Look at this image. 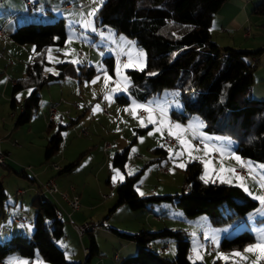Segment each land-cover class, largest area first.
I'll use <instances>...</instances> for the list:
<instances>
[{"label": "rangeland", "instance_id": "obj_1", "mask_svg": "<svg viewBox=\"0 0 264 264\" xmlns=\"http://www.w3.org/2000/svg\"><path fill=\"white\" fill-rule=\"evenodd\" d=\"M36 1L40 4L32 10H27L25 0L0 1V26H3L5 32V37L0 38V42L3 44L7 39L14 45V48L8 51L13 62L19 63L20 69L23 67L25 69L24 65L32 58L33 45L30 43L19 44L9 38L7 25L12 19L18 17L16 27L30 21L49 22L62 17L66 40L62 46L51 45L47 47L46 59L49 64L44 69L45 73H56L55 63L62 61H69L74 64H90L95 73L87 80H79L76 76L67 75L57 82H51L39 89L40 101L30 116L31 121L35 119L31 122L32 129H37L36 125L39 126L43 122L40 117L33 118L34 115L40 116V112L49 105L51 98L57 101L59 96H62L61 98L69 108V114H61L59 122L65 123L69 118L74 119L61 132L59 148L47 161H42L37 149V141L34 140L38 139L39 142L40 135L33 137L31 145H27L28 152L25 154L31 170H36L46 163L50 164L51 161L62 167L78 156L77 164L71 172H61L53 176L58 191H61L62 185L67 183L77 185L86 183L87 191H91V188L99 183L106 186L104 192H113L114 194L116 178H122L124 173L131 174L141 170L137 183L141 180L142 185L140 184L141 188L137 189L138 193L150 190L149 193L153 194H174L179 191L182 184V169L186 162L193 159L198 160L201 163V180L239 184L248 196L258 202L256 212H250L238 222L212 224L204 214L186 215L169 201H160L135 210H131L122 204L115 210L113 216L114 222L118 224L117 229L129 232L138 229L147 230L146 228L149 227L155 229L162 226L170 229H182L187 233L189 240L188 258L191 261L213 264L215 260H229L231 263L237 264H264V253L258 249L250 252L245 251L246 248L256 246L264 239V203L257 199V197H263L260 179L264 180V162L249 160L255 165V169L258 171L257 175L254 173H247L244 176L233 174L231 172L233 167V163L231 164L232 155L237 156L233 149L234 141L220 134L204 130L203 121L196 114H191L183 121L185 127L182 133L177 136L179 139L168 134L171 125L170 117L167 115L169 110L179 111L183 107V102L178 98L175 90H163L160 94L147 98V101L154 102L151 108L154 109V115L157 118L155 123H145V118L137 116V110L145 109V105L137 103L131 95V89L128 87L133 88V86L127 70L143 68L146 52L132 38L122 32H117L111 26L96 25L94 15L104 0H66L71 4V8L57 7L51 12L46 11L44 0H41L42 2ZM56 2H65V0H57ZM89 13L94 14L89 15ZM20 14L25 16L19 17ZM29 14L34 16L27 17ZM39 15L44 17L40 19ZM210 32L213 41L218 38L216 32ZM100 46H103L104 49L100 50ZM104 56H113L112 73L106 69V64L103 61ZM1 61L3 62L2 58ZM4 64V67H7L5 73L8 76L13 77L18 72L20 76L18 66L11 68L7 61ZM117 68H119V72H117ZM0 72L1 78H5V73ZM12 74L14 75L12 76ZM106 76L108 77L107 83H105ZM60 89L62 93H60ZM248 91V88H245L244 92L238 95V98L249 97ZM121 95L128 97L129 101L126 103L118 102L116 96ZM9 96H11L10 85L5 92V97H0V113L4 98H9ZM16 98L20 99L18 94H16ZM26 124L15 127L24 129ZM131 126L140 128L141 131L137 132L135 129H131ZM82 130L85 133H82ZM117 136L124 137L126 139L125 144L129 143L123 171L110 163V155L117 150L113 147L115 145L113 140ZM167 136L173 138V144L163 142V138ZM132 138L134 139L131 141ZM103 142L109 144L107 150L102 149ZM155 146L164 148L163 156L153 154L149 150ZM212 153H216L217 157H213ZM157 165L164 166L165 171L159 172ZM28 173L29 178H32L30 176L31 171ZM108 174L109 182L106 181ZM6 175L9 190L11 191L13 186H18L17 188L23 189V193L14 198L8 197L9 199L5 200L8 205L3 204L0 207L1 240H6L13 233L20 232L19 234H21V231L7 233L8 228L18 229L19 225L10 220L12 204L20 209V213H25L24 220L26 222L23 224L25 227L31 226L29 228H32V220L35 214L34 207L30 205L31 191L27 189V186L31 185L29 178L16 174ZM114 177L115 179H113ZM62 192L66 193V191ZM54 195V202L56 199L62 205L58 195ZM47 198L53 200L52 196ZM170 207L172 211L169 210ZM100 213V210H95L92 216L99 219ZM62 219L63 233L54 242L63 249L64 257L67 260L81 262L80 264H118L120 256L129 252L133 254L136 250V244L133 241L123 239L112 231L99 228L92 230L98 254L91 255L88 260L83 261L81 248L89 245V235H82L78 239L72 227L68 226L64 218ZM73 221L76 224L81 223L74 219ZM227 229L229 231L221 235V232ZM242 229L252 233L253 239L250 243L245 244L241 249L221 250L219 248L218 240L222 236H230ZM121 242L128 244L120 247L119 243ZM165 242H167L168 247L161 250L159 247ZM150 244L162 256L171 258L174 255V240L171 237L155 238ZM235 253L240 255H234ZM114 254L119 255V259H114ZM3 261V264H49L47 261L36 258L27 263L24 257L17 254L14 256L6 255L3 257ZM18 261L21 262L18 263Z\"/></svg>", "mask_w": 264, "mask_h": 264}, {"label": "trees", "instance_id": "obj_2", "mask_svg": "<svg viewBox=\"0 0 264 264\" xmlns=\"http://www.w3.org/2000/svg\"><path fill=\"white\" fill-rule=\"evenodd\" d=\"M225 0H104L97 9L96 25H108L117 32L132 38L146 52L145 65L141 69H129L127 74L131 91L141 100L160 94L163 90H175L183 102L182 110H169L168 116L183 122L191 114L203 121V129L220 134L234 141V151L251 161L264 162V99L238 98L252 81L258 66L254 57L264 53V46L254 49L221 47L211 39L210 21ZM253 11L264 16V0ZM19 44L33 45V54L26 63L23 76L11 85L9 108L15 114L13 126L25 124L39 104V89L57 82L67 75L79 80L90 79L95 70L92 65L74 64L69 61L55 63L56 73H45L48 46H62L66 40L63 18L49 22H26L16 26L9 34ZM106 69L112 73L113 56H104ZM151 73H155L151 75ZM29 88L26 98L17 103L13 94ZM121 103L128 97L116 96ZM20 106V110H18ZM16 109V110H15ZM47 122L49 135L43 147V159L47 160L59 148L61 132L73 122ZM140 132V128H135ZM134 138L131 139V141ZM130 141V142H131ZM129 143L110 155L112 166L123 171ZM163 156L160 146L149 149ZM78 156L58 169L69 172L77 164ZM141 170L123 174L115 184V199L108 210L125 204L135 210L160 201H169L186 215L204 214L212 224L238 222L254 211L258 202L235 184L219 181H203L200 178L201 163L190 160L184 165L182 184L174 194L139 195L136 190ZM17 174L23 171L16 172ZM26 176L25 174H23ZM5 194L0 185V207ZM35 214L29 238L13 233L0 242V259L17 254L29 263L36 255L49 264H80L67 260L62 249L54 242L62 235L63 220L55 214V205L45 195L34 194L30 200ZM123 239L136 244L133 254L120 258L119 264H204L188 258L189 240L182 229L160 228L123 231L109 228ZM171 237L174 255L162 256L148 245L155 238ZM253 235L246 229L218 240L221 250L241 249L250 243ZM98 254L96 244L89 235V245L84 261ZM213 264H237L229 260H215Z\"/></svg>", "mask_w": 264, "mask_h": 264}, {"label": "crops", "instance_id": "obj_3", "mask_svg": "<svg viewBox=\"0 0 264 264\" xmlns=\"http://www.w3.org/2000/svg\"><path fill=\"white\" fill-rule=\"evenodd\" d=\"M56 1L57 0H50V2H48V0H44L43 3H45V7H46L47 12H51L52 9H55L57 7L61 8V6L64 3H68L69 7L68 8H62V9L71 8V4L66 0H65V2H60V3H57ZM260 1L261 0H225L222 3V5L218 8V10L214 13V15L212 16L211 21H210V31L216 32L217 33L216 36L218 37L214 41L218 45H220L221 47H235V48L247 49V50H254V49L263 47L264 46V16L257 14L253 11L255 5L258 4ZM39 4H40V2H39ZM23 16H25V15H21L19 17H23ZM29 16L31 17L34 15H30V14L27 15V17H29ZM38 17L41 19L44 16L39 15ZM17 18L18 17H15L14 19H12L10 21V23H8L7 26L9 29V34L14 29V27L18 21ZM0 28L2 29V34H0V38H4L5 37L4 28H3V26H0ZM9 38H10V36H9ZM0 44H1V42H0ZM0 48H1L0 49V57L3 59V62H2L1 58H0V71L5 73V70L7 67H4L5 66L4 63H6V61H7L9 64L8 66L11 65V68L18 66V70H20V73H21L20 76H19V72L15 75L12 74V76L14 75L13 77L8 76L7 73H5V76H6L5 78H1V76H0V97L1 96L5 97V92L8 88V85H10V87H11V85L14 83V81L17 78L23 76L24 67L20 69L19 63H14L13 60L11 59L12 56H10V54L8 53L9 50H12L14 48V45L11 43V41L6 39V41H4L3 44H1ZM253 59H257L258 66L253 73L252 81L250 82V84L247 87L249 90L248 91L249 97L264 99V53L260 54L257 57H254ZM128 89H130V88L128 87ZM28 91H29V88H23V89L18 90L17 92H15L13 94V97H15V98H16V94H18V96L20 97V99L16 98L17 103L23 102V100L26 98V96L28 94ZM60 93H62L61 89H60ZM130 93L134 97V99L136 100L137 103H139L141 105H145V108L149 109L148 111H145L144 108L138 109L136 112L137 116L145 118L146 119L145 123L146 122L150 123L149 120L152 121L151 123H155L157 118L154 115V109L151 108L152 105H154V102H149V101H147V99L141 100L131 90H130ZM10 97L11 96H9V98H7V97L4 98V100H3L4 103H2V106H1L2 111L0 113V148L9 152L5 163L3 165H0V185H1V188L4 192V194H5V198H4L1 206L3 204H5L6 206L8 205L7 202L5 201V200H7L8 197L14 198V197H17L18 195H20V194L14 195V189L17 188L18 186H13L12 190L11 191L9 190V188L7 186L8 185V182H7L8 177L6 174H16V175L23 176V177H24L23 174H25L26 175L25 177L29 178L28 172L31 171L30 176L32 178H29L31 185L27 186V189L29 191H31L30 200H31L32 196L37 193L38 184L40 182L46 180L47 178H52L53 181L55 182V177H53V176L55 174H57L58 169L61 168L60 166L55 164L57 166V169H53L51 166L54 163L51 161L50 164L46 163L43 166H41L40 168L32 171L31 166L28 164L29 163L27 160L28 158H27V156H25V154L28 152L27 145H31V143H32L31 141H32L33 137H37L40 135L39 136L40 137L39 142H38V139H34V140L37 141L36 145H37V149L39 150V153L42 157V161H47L50 158L49 157L47 160L43 159V147H44L46 139L49 135V131L46 130V123H47L46 122V110H47L48 106H50L51 104L56 105L57 113L55 115V118L53 119V122H59L61 114H67V115L69 114V108L67 107L68 105L65 104V102L61 98L62 96H59L57 101L52 100V98H51V102L49 103V105L46 108H44L43 111L40 112V116L34 115V117H33V118H39V117L42 118L44 123L42 122L39 126L36 125L37 129H32L31 128V122H33L35 119H32V121H31L29 118L30 123H28V121H29L28 120L26 122L28 124L25 123L26 127L24 129H18V127L13 126L15 114L9 108ZM39 101H40V99H39ZM139 111H143L144 114L142 116L138 115ZM56 118H58V119L55 121ZM170 124L171 125L168 129V134L171 133L170 135L173 137H175V136L177 137L179 134H181L184 127H185L184 122H180V121L172 119V118H170ZM177 124L180 125L179 129L176 128ZM131 129H135L134 126H131ZM17 130H19V131L17 132ZM86 133H87V131H86ZM113 141L115 142V145L113 147H115V149H117V150L121 149L122 147H124V145H126L125 144L126 139L124 137L117 136ZM81 151H83V150H81ZM235 154H236V152H235ZM237 157L239 159H237ZM59 158H61V157H59ZM243 158L244 157H240L238 154L236 157L234 155H232L231 164L233 163V167L231 169V172L237 176H244L247 173H254L257 175L258 171L255 169V165L253 163H251V161H249L245 158L243 159ZM241 164H243L247 168V171L244 175H239V174L235 173V171H234V167L237 165H241ZM25 165H29L30 170L21 169ZM21 170L23 171V173H21V174L16 173V172L21 171ZM69 172H71V171H69ZM2 179H4V180H2ZM121 179H122L121 177L116 178V183L118 181H120ZM106 181L109 182V174L106 176ZM140 184H141V180L138 182V185L136 186V190L141 188L142 184L141 185ZM235 185H238L239 187H241L239 184H235ZM86 187H87L86 183H81V185H79V184L77 185L75 183L74 184L67 183L65 185H62V188L60 189L61 191H66V193H68V194L75 193L78 197V204L79 205H78V208L71 213L72 219H74L77 222H83V221L98 222V221L104 219L105 220L104 225L108 228V230L110 227L117 229L118 224L114 222L113 216H114L115 210H117V208H119L122 204L115 206L112 210H108L109 207L114 202L115 193L113 194V192L112 193L111 192H109V193L104 192L106 190V186H103L102 184H99V183H96L91 188V191L90 190L87 191ZM114 187H115V185H114ZM58 188H59V186H58ZM8 191H10V193H8ZM149 192H150V190L138 193V190H137V193L139 195L147 194ZM47 197H49V196H47ZM54 197H55V195L52 196V199H53L52 201H54ZM98 198H101V199L99 200ZM60 202L62 203V207L65 208L64 202L61 200H60ZM13 203H14V201H13ZM18 207H19V205H18ZM171 209L172 208L170 207L169 210L172 211ZM95 210H100V212H101L99 214L100 215L99 219H97V217L92 216L93 211H95ZM173 212H175V211H173ZM252 212L254 213V212H256V210L252 211ZM11 215H24V217H25V213H20V209L16 208L15 204H12V208H11L9 216H11ZM59 216L61 217V219L62 218L65 219L63 212H61ZM155 217H158V216H155ZM10 220H11V218H10ZM25 222H26V220H24V218H23V220L20 223H18L19 224L18 229L10 227V228H8L7 233H13V232L21 231V234H23L27 238H29L30 232H31L30 229H32V228H29L31 226L25 227L23 225ZM67 224H68V226H71L68 222H67ZM160 228H163V226ZM160 228L151 229V227H149L146 229L147 230H156V229H160ZM228 231H229V229L223 230L221 232V235L226 234ZM62 233H63V231H62ZM83 235H91L93 238V232L89 231V230H87ZM1 239L2 238H0V242L3 241ZM93 240H94V238H93ZM94 242H95V240H94ZM126 244H128V243H122V242L119 243L120 247L127 246ZM148 246L150 248H152L154 251H156L153 248L152 244L149 243ZM167 247H168V244H167V242H165L159 248L162 250V249H165ZM87 248H88V246L81 248V254H82L83 258L85 256ZM96 248H97V244H96ZM83 249H85V251H83ZM62 251H63V249H62ZM130 253L131 252H129L128 254H123L122 256H120L121 259L128 256V255H131ZM10 255L14 256L15 254L14 255L8 254L7 256H10ZM114 255H116V258L114 257ZM114 255H113L114 259H119V255H117V254H114ZM33 258H36L37 260H39V258L36 255ZM1 259L3 261V258H1ZM71 261H73V260H71ZM20 262L21 261H18V263H20ZM75 262H77V261H75Z\"/></svg>", "mask_w": 264, "mask_h": 264}, {"label": "built area", "instance_id": "obj_4", "mask_svg": "<svg viewBox=\"0 0 264 264\" xmlns=\"http://www.w3.org/2000/svg\"><path fill=\"white\" fill-rule=\"evenodd\" d=\"M0 1H2V0H0ZM25 4L27 7V10H32V9H35L37 7L39 2L36 0H25ZM61 7L62 8H68L69 4L64 3ZM0 34H2L1 28H0ZM99 49L103 50L104 48H103V46H100ZM18 110H20V106H18ZM56 113H57V111H56V105L55 104H51L50 106H48L47 110H46V122L53 121ZM143 114H144L143 111L138 112V115L142 116ZM82 133H85L84 130H82ZM163 142L166 144H173L174 140L172 137L167 136V137L163 138ZM108 148H109V144L107 142H103L102 149L107 150ZM8 154H9L8 151L0 148V165H3L5 163V161L8 157ZM212 156L217 157V154L212 153ZM51 167L53 169H57V166L55 164H53ZM21 169L30 170V167H29V165H25ZM157 170L159 172H164L165 167L161 166V165H157ZM234 171H235V173H237L239 175H244L247 171V168L243 164H241V165L235 166ZM261 181H262L261 191H262V194L264 197V180L260 179V182ZM22 192H23V189H21V188H15L14 189V195L21 194ZM37 193L40 195H45V196H53L54 194L58 195V199L64 202L65 208H63L62 205L55 199V202L53 201V203L55 205V214L57 216H59L61 212L64 213L66 221L71 225V227L74 230L75 234L77 235L78 239H80L82 237V235L87 230L92 231V230H96L99 228H103L105 230H108V228L106 226H104V223H105L104 219H102L98 222L83 221L79 224L74 223V221L71 217V213L78 208V205H79L78 204V197L75 193L68 194V193H65L62 191H58V189L56 187V183L53 181L52 178H47L46 180L40 182L38 184ZM10 218L13 222L20 223L23 220L24 215H11ZM83 251H85V249H83ZM114 257L116 258V255H114ZM0 264H3L2 259H0Z\"/></svg>", "mask_w": 264, "mask_h": 264}, {"label": "snow or ice", "instance_id": "obj_5", "mask_svg": "<svg viewBox=\"0 0 264 264\" xmlns=\"http://www.w3.org/2000/svg\"><path fill=\"white\" fill-rule=\"evenodd\" d=\"M92 14H94V13H89V15H92ZM141 70H142V69H141ZM117 72H119V68H117ZM154 74H155V73H151V75H154ZM107 82H108V77L106 76V77H105V83H107ZM97 107H98V106H97ZM137 107H141V106H137ZM144 110H145V111H148L149 109L145 108ZM149 122L151 123L152 121L149 120ZM142 126H143V125H142ZM176 128L179 129V128H180V125L177 124V125H176ZM149 134L151 135V133H149ZM170 134H171V133H170ZM177 138L179 139V137H177ZM237 159H239V158L237 157ZM117 174H118V173H117ZM113 179H115V177H114ZM257 199H260V200H261V203H264V197H257ZM257 249H258L261 253H264V239H262L258 245L253 246V247L246 248L245 251H246V252H250V251H253V250H257ZM234 255H240V254H239V253H235Z\"/></svg>", "mask_w": 264, "mask_h": 264}]
</instances>
